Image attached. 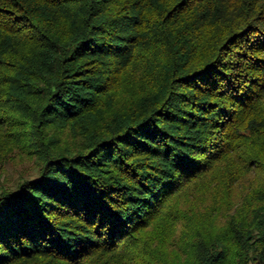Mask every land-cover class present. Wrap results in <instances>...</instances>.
<instances>
[{"label":"trees","instance_id":"obj_1","mask_svg":"<svg viewBox=\"0 0 264 264\" xmlns=\"http://www.w3.org/2000/svg\"><path fill=\"white\" fill-rule=\"evenodd\" d=\"M0 264H264V0H0Z\"/></svg>","mask_w":264,"mask_h":264},{"label":"rangeland","instance_id":"obj_2","mask_svg":"<svg viewBox=\"0 0 264 264\" xmlns=\"http://www.w3.org/2000/svg\"><path fill=\"white\" fill-rule=\"evenodd\" d=\"M35 179L38 176L36 166L32 161H21L14 164L11 160H6L0 164V192L2 190H15L22 177Z\"/></svg>","mask_w":264,"mask_h":264}]
</instances>
